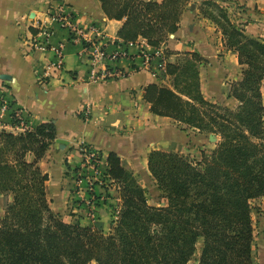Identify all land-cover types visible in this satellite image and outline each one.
Returning <instances> with one entry per match:
<instances>
[{
    "label": "trees",
    "instance_id": "obj_1",
    "mask_svg": "<svg viewBox=\"0 0 264 264\" xmlns=\"http://www.w3.org/2000/svg\"><path fill=\"white\" fill-rule=\"evenodd\" d=\"M192 1L100 0L110 19L124 21L117 45L143 38L156 49L177 33ZM200 11L243 66L229 103L205 98L203 57L186 51L159 75L172 78V87L152 82L144 98L154 114L220 136L212 154L194 161L174 150H152L149 170L167 202L156 206L133 169L110 153L107 174L119 185L122 207L107 232L101 221L69 223L51 208L49 175L39 161L57 138L54 123L18 134L0 130V196L13 197L0 218V264H189L201 240L199 264H255L251 202L264 198V41L247 35L217 0H204Z\"/></svg>",
    "mask_w": 264,
    "mask_h": 264
},
{
    "label": "crops",
    "instance_id": "obj_2",
    "mask_svg": "<svg viewBox=\"0 0 264 264\" xmlns=\"http://www.w3.org/2000/svg\"><path fill=\"white\" fill-rule=\"evenodd\" d=\"M217 1L247 35L264 41V0ZM58 2L81 24L101 26L109 38V52L119 47L116 42L124 21L110 19L100 0H0V94L10 105L0 130L20 133L14 129L15 112L29 129L42 123L56 125L57 138L67 144L62 147L55 140L39 166L49 175L51 208L66 222L93 225L95 219L104 224L117 219L122 200L118 185L107 174L110 153L118 154L133 169L146 190L157 193L150 202L160 206L161 191L148 166L150 152L195 153L200 133L154 114L144 98V88L161 81L162 65L176 61L178 52H197L203 57L200 77L205 98L228 104L229 83L243 76L238 55L227 48L222 31L203 16L199 2H194L183 14L177 33L163 47L153 48L143 38L121 45L128 55L107 63L127 75L94 82L88 78L90 67L83 46L70 42L68 32L49 18L50 6ZM41 25H51L54 34L46 45L35 47ZM59 47L63 63L54 67L51 63L57 60ZM219 138L211 134L214 146ZM83 148L98 152L96 164L84 162ZM26 158L33 161L35 156L29 153ZM12 199L0 196V218L5 215V202Z\"/></svg>",
    "mask_w": 264,
    "mask_h": 264
},
{
    "label": "built area",
    "instance_id": "obj_3",
    "mask_svg": "<svg viewBox=\"0 0 264 264\" xmlns=\"http://www.w3.org/2000/svg\"><path fill=\"white\" fill-rule=\"evenodd\" d=\"M48 14L52 23H56L60 28L68 32L70 42L83 46V57L88 60L90 67L89 80L103 82L127 75L125 71L108 65L107 62L111 58L126 57L128 53L121 45H118L119 47L114 52H109L107 49L109 38L107 32L101 26L97 24H81L72 13L67 11L66 5L62 2L51 5ZM53 34L54 28L51 25H41L38 39L34 44L35 47L46 45ZM62 63V50L61 47H59L57 51V60L52 62L51 65L56 67L62 65ZM165 66L166 65L163 64L161 70H164ZM9 111L10 105L8 101L5 100L3 94H0V126L2 118ZM14 116L20 119L19 122L15 123L14 129L20 133L26 132L29 128L22 120L20 114L15 112V114H13V120ZM83 152L85 155L84 162L87 165L96 164L93 163V161L98 160V152L87 148H83Z\"/></svg>",
    "mask_w": 264,
    "mask_h": 264
},
{
    "label": "rangeland",
    "instance_id": "obj_4",
    "mask_svg": "<svg viewBox=\"0 0 264 264\" xmlns=\"http://www.w3.org/2000/svg\"><path fill=\"white\" fill-rule=\"evenodd\" d=\"M203 1L204 0H198V1L197 0H193L192 3H194V2L198 3L199 2V7L201 8L203 6ZM191 4L188 7H186L184 13L185 12L187 13V11L190 10L189 8H190ZM223 6L225 7V5H223ZM227 11L229 13L228 9H227ZM205 18H207V17H205ZM195 19H193V20H195ZM207 19L209 21H211L209 18H207ZM173 35L174 34H172L169 39L173 38ZM163 45H165V44H163ZM163 45H162V47H163ZM164 51H165V55H168V57L171 55V52L169 50H164ZM182 58H183V56L180 53L179 57L174 62H180L182 60ZM199 69H200V67H199ZM160 73H161V71H160ZM160 73H159V75H160ZM160 83H162V84H164V85H166L168 87H172L173 80H172V78L167 77V78L161 79ZM231 84H232V82L229 83L228 90L230 89ZM262 92H263V101H264V86L262 88ZM181 126H187V125H181ZM187 127L200 133L199 142H197L198 145H197V148H196V152L195 153H188V154L187 153H183L181 151H176V152H180V153L184 154L185 156L189 157L191 160H194V161H201L203 159V153H206L207 155H211L212 152L214 151V149L217 147V145L214 146V143H213L214 141L213 142L211 141V134L210 133H206V132H201L198 129H195V128L190 127V126H187ZM220 140L221 139L219 138V141L216 144H218L220 142ZM184 146H185V144H183V147ZM203 148H205V149H203ZM98 158H99V156H97V159ZM93 163H97L96 160H94ZM92 170L97 172V170H95V169H92ZM99 172H101V171H99ZM103 179L105 180L106 178L103 176ZM155 182H156V180H155ZM155 184L157 185V183H155ZM88 186H93V185L91 183H89ZM146 194H147V197H148V199L150 201L151 199H153V197L157 193L153 192V190H151V191L146 190ZM161 197H162V200H161V205L160 206L165 205L167 203L166 200L163 198L162 193H161ZM251 204H252V207H253V218H254V224H255V241H254V244H253L254 263L255 264H264V198H259V199L252 200ZM86 215H87L86 217H88L89 214H86ZM90 218H93V217H90ZM95 218H97V216ZM97 221H98V219L97 220L95 219V222H97ZM110 225H111V222H109V224H104L107 232L110 231V228H109ZM202 247H203V241L201 240L198 243V245H197V251H196V254H195V257H194V262L198 261V264H199L198 257L200 258V255H201V252H202ZM261 259H263V260H261Z\"/></svg>",
    "mask_w": 264,
    "mask_h": 264
},
{
    "label": "water",
    "instance_id": "obj_5",
    "mask_svg": "<svg viewBox=\"0 0 264 264\" xmlns=\"http://www.w3.org/2000/svg\"><path fill=\"white\" fill-rule=\"evenodd\" d=\"M2 78L6 79V77H2ZM56 142L61 144L62 147H64V144H67V142L61 138H57Z\"/></svg>",
    "mask_w": 264,
    "mask_h": 264
}]
</instances>
